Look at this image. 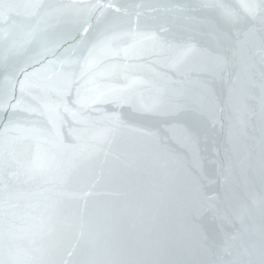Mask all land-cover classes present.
Returning <instances> with one entry per match:
<instances>
[{
	"label": "water",
	"instance_id": "obj_1",
	"mask_svg": "<svg viewBox=\"0 0 264 264\" xmlns=\"http://www.w3.org/2000/svg\"><path fill=\"white\" fill-rule=\"evenodd\" d=\"M0 264H264V0H0Z\"/></svg>",
	"mask_w": 264,
	"mask_h": 264
}]
</instances>
